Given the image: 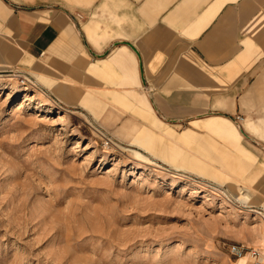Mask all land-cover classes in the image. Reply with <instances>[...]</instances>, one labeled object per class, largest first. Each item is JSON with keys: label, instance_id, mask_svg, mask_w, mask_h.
I'll list each match as a JSON object with an SVG mask.
<instances>
[{"label": "rangeland", "instance_id": "374dc122", "mask_svg": "<svg viewBox=\"0 0 264 264\" xmlns=\"http://www.w3.org/2000/svg\"><path fill=\"white\" fill-rule=\"evenodd\" d=\"M246 102L181 122L157 116L166 130L157 138L128 100L106 116L95 105L93 121L19 67H0V264H245L228 254L233 243L264 264L253 185L264 91ZM211 116L230 119L246 151L190 124Z\"/></svg>", "mask_w": 264, "mask_h": 264}, {"label": "crops", "instance_id": "0c3cea01", "mask_svg": "<svg viewBox=\"0 0 264 264\" xmlns=\"http://www.w3.org/2000/svg\"><path fill=\"white\" fill-rule=\"evenodd\" d=\"M11 66L93 121L95 105L106 116L128 100L163 138L157 116L181 122L262 94L264 0H0V67ZM199 122L190 124L246 151L230 119ZM147 129L138 139L145 150ZM188 131L174 141L184 143ZM255 157V202L264 211V152Z\"/></svg>", "mask_w": 264, "mask_h": 264}, {"label": "built area", "instance_id": "2783aa9c", "mask_svg": "<svg viewBox=\"0 0 264 264\" xmlns=\"http://www.w3.org/2000/svg\"><path fill=\"white\" fill-rule=\"evenodd\" d=\"M227 251L236 260L245 259V264H262L260 252L257 249L246 247L240 243H233L228 245Z\"/></svg>", "mask_w": 264, "mask_h": 264}, {"label": "bare ground", "instance_id": "6f19581e", "mask_svg": "<svg viewBox=\"0 0 264 264\" xmlns=\"http://www.w3.org/2000/svg\"><path fill=\"white\" fill-rule=\"evenodd\" d=\"M240 260H243V259H240ZM241 262H243V261H240V264H241Z\"/></svg>", "mask_w": 264, "mask_h": 264}]
</instances>
